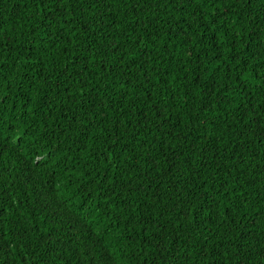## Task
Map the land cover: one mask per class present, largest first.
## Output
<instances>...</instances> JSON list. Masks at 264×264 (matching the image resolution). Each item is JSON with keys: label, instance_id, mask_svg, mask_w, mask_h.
<instances>
[{"label": "trees", "instance_id": "obj_1", "mask_svg": "<svg viewBox=\"0 0 264 264\" xmlns=\"http://www.w3.org/2000/svg\"><path fill=\"white\" fill-rule=\"evenodd\" d=\"M262 81L264 0H0V264H264Z\"/></svg>", "mask_w": 264, "mask_h": 264}, {"label": "snow or ice", "instance_id": "obj_2", "mask_svg": "<svg viewBox=\"0 0 264 264\" xmlns=\"http://www.w3.org/2000/svg\"><path fill=\"white\" fill-rule=\"evenodd\" d=\"M245 79H247V77H245ZM262 82H264V81H262Z\"/></svg>", "mask_w": 264, "mask_h": 264}]
</instances>
